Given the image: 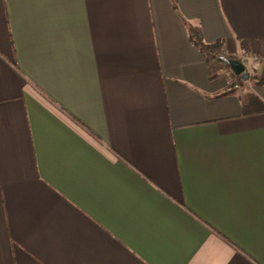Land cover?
<instances>
[{
    "label": "crops",
    "instance_id": "crops-1",
    "mask_svg": "<svg viewBox=\"0 0 264 264\" xmlns=\"http://www.w3.org/2000/svg\"><path fill=\"white\" fill-rule=\"evenodd\" d=\"M263 56L264 0H0V264H264Z\"/></svg>",
    "mask_w": 264,
    "mask_h": 264
},
{
    "label": "trees",
    "instance_id": "trees-1",
    "mask_svg": "<svg viewBox=\"0 0 264 264\" xmlns=\"http://www.w3.org/2000/svg\"><path fill=\"white\" fill-rule=\"evenodd\" d=\"M189 37L191 42L205 55L208 67L213 71L227 69L230 71L231 76H235L225 58H236L234 55H229L224 52L220 44L205 42L201 31L198 27H188ZM240 78V76L237 75ZM259 83H264V78L258 80Z\"/></svg>",
    "mask_w": 264,
    "mask_h": 264
},
{
    "label": "water",
    "instance_id": "water-1",
    "mask_svg": "<svg viewBox=\"0 0 264 264\" xmlns=\"http://www.w3.org/2000/svg\"><path fill=\"white\" fill-rule=\"evenodd\" d=\"M225 62L235 75L240 76L242 80H247L249 73L246 70L245 64L238 58H225Z\"/></svg>",
    "mask_w": 264,
    "mask_h": 264
},
{
    "label": "rangeland",
    "instance_id": "rangeland-1",
    "mask_svg": "<svg viewBox=\"0 0 264 264\" xmlns=\"http://www.w3.org/2000/svg\"><path fill=\"white\" fill-rule=\"evenodd\" d=\"M244 64H245V63H244ZM245 66H246V69H248V65L245 64ZM221 74L224 75V73H221ZM234 77L237 79V82H239L240 84H243V85L248 86V83L252 82V79H253L254 77H258V75L255 74V73H252V74L249 73V77H248L247 80H241V78L237 77V75H235ZM252 77H253V78H252ZM261 78H262V77H261Z\"/></svg>",
    "mask_w": 264,
    "mask_h": 264
},
{
    "label": "built area",
    "instance_id": "built-area-1",
    "mask_svg": "<svg viewBox=\"0 0 264 264\" xmlns=\"http://www.w3.org/2000/svg\"><path fill=\"white\" fill-rule=\"evenodd\" d=\"M262 58H263V60H264V56H263Z\"/></svg>",
    "mask_w": 264,
    "mask_h": 264
}]
</instances>
